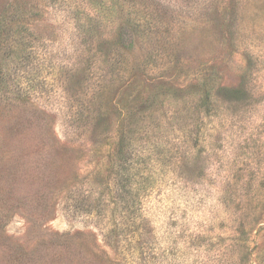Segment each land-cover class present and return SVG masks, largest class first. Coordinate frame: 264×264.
Returning a JSON list of instances; mask_svg holds the SVG:
<instances>
[{
  "label": "rangeland",
  "instance_id": "rangeland-1",
  "mask_svg": "<svg viewBox=\"0 0 264 264\" xmlns=\"http://www.w3.org/2000/svg\"><path fill=\"white\" fill-rule=\"evenodd\" d=\"M0 66V264H264V0H0Z\"/></svg>",
  "mask_w": 264,
  "mask_h": 264
},
{
  "label": "trees",
  "instance_id": "trees-1",
  "mask_svg": "<svg viewBox=\"0 0 264 264\" xmlns=\"http://www.w3.org/2000/svg\"><path fill=\"white\" fill-rule=\"evenodd\" d=\"M2 22H3V21H2ZM2 78H3V70H2V68H1V66H0V83H1V81H2ZM229 91H230L231 93L237 94V93H239L240 89H239V88H237V89H229Z\"/></svg>",
  "mask_w": 264,
  "mask_h": 264
}]
</instances>
